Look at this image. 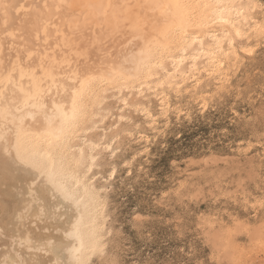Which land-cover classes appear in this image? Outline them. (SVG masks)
I'll list each match as a JSON object with an SVG mask.
<instances>
[{"label":"rangeland","instance_id":"rangeland-1","mask_svg":"<svg viewBox=\"0 0 264 264\" xmlns=\"http://www.w3.org/2000/svg\"><path fill=\"white\" fill-rule=\"evenodd\" d=\"M141 1L0 0L1 73L78 85L149 30ZM234 5L235 55L187 60L142 93L106 89L85 145L72 140L71 154L92 158L82 171L104 209L86 264H264V0Z\"/></svg>","mask_w":264,"mask_h":264},{"label":"bare ground","instance_id":"bare-ground-1","mask_svg":"<svg viewBox=\"0 0 264 264\" xmlns=\"http://www.w3.org/2000/svg\"><path fill=\"white\" fill-rule=\"evenodd\" d=\"M143 1H134L138 12L132 13L149 30L117 47L100 73H85L78 85H56L49 75L30 83L24 70L11 84L12 70L0 71V264H86L99 252L103 203L84 175L92 158L70 149L77 138L85 145V124L103 91L142 93L181 75L187 60L205 56L215 65L221 55H235L231 43L244 19L237 0ZM27 22L37 32V21Z\"/></svg>","mask_w":264,"mask_h":264},{"label":"snow or ice","instance_id":"snow-or-ice-1","mask_svg":"<svg viewBox=\"0 0 264 264\" xmlns=\"http://www.w3.org/2000/svg\"><path fill=\"white\" fill-rule=\"evenodd\" d=\"M96 250H98V249L93 248V251H96ZM76 264H82V261L77 260Z\"/></svg>","mask_w":264,"mask_h":264}]
</instances>
